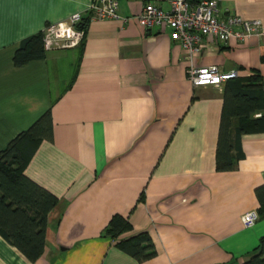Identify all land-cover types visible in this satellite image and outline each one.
<instances>
[{"label":"crops","instance_id":"crops-1","mask_svg":"<svg viewBox=\"0 0 264 264\" xmlns=\"http://www.w3.org/2000/svg\"><path fill=\"white\" fill-rule=\"evenodd\" d=\"M93 1L0 0V150L48 110L51 138L24 174L58 198L41 256L30 261L0 235V264H241L264 235V216L240 222L260 208L264 132H232L233 168L218 171L223 84L193 86L170 28L137 22L144 4L168 0H117L119 17L103 20ZM218 7L264 27V0ZM75 13L85 25L78 46L14 64L24 38ZM191 64L264 76V33L226 44L206 35ZM116 215L131 228L114 240L104 232ZM141 232L154 248L144 260L119 244Z\"/></svg>","mask_w":264,"mask_h":264},{"label":"trees","instance_id":"trees-1","mask_svg":"<svg viewBox=\"0 0 264 264\" xmlns=\"http://www.w3.org/2000/svg\"><path fill=\"white\" fill-rule=\"evenodd\" d=\"M78 28L84 29L85 25L79 23ZM42 37L43 33L39 32L20 42L13 55L16 66L43 57ZM222 96L216 146L218 171L233 168L232 132H235L236 138L243 133L264 132V76L258 70H253L247 77L237 76L227 80L222 87ZM255 113L261 115L254 117ZM50 138L51 118L47 110L0 150V235L30 261L37 260L44 250L47 215L57 204L58 198L27 177L24 168L38 143ZM256 196L260 202L258 217L264 216V187L256 189ZM130 228L126 218L116 215L104 233L115 240ZM119 244L138 260L148 259L154 254L146 232L121 239ZM241 264H264V235L252 254Z\"/></svg>","mask_w":264,"mask_h":264},{"label":"built area","instance_id":"built-area-1","mask_svg":"<svg viewBox=\"0 0 264 264\" xmlns=\"http://www.w3.org/2000/svg\"><path fill=\"white\" fill-rule=\"evenodd\" d=\"M117 0H94L89 6L94 19L118 18ZM138 24L144 29L166 25L170 28V38L177 42L187 53L190 62L187 76L193 86H221L227 80L237 77L236 70L221 71L217 66L195 67L192 56L201 51V41L206 35H212L221 44L231 38L243 40L249 36L264 33V27L258 20H244L236 15L222 16L218 0H168L164 9L151 1L143 5L137 15ZM80 15L75 13L67 21L49 24L43 31L44 51L66 49L78 46L85 31L78 28ZM258 220L256 210H250L240 216L244 227L252 226Z\"/></svg>","mask_w":264,"mask_h":264}]
</instances>
